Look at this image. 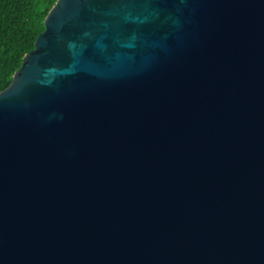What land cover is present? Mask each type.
Listing matches in <instances>:
<instances>
[{"label":"water","instance_id":"water-1","mask_svg":"<svg viewBox=\"0 0 264 264\" xmlns=\"http://www.w3.org/2000/svg\"><path fill=\"white\" fill-rule=\"evenodd\" d=\"M0 264H264V0H58L0 93Z\"/></svg>","mask_w":264,"mask_h":264},{"label":"trees","instance_id":"trees-1","mask_svg":"<svg viewBox=\"0 0 264 264\" xmlns=\"http://www.w3.org/2000/svg\"><path fill=\"white\" fill-rule=\"evenodd\" d=\"M58 0H0V93L12 83L24 57L35 48Z\"/></svg>","mask_w":264,"mask_h":264},{"label":"snow or ice","instance_id":"snow-or-ice-1","mask_svg":"<svg viewBox=\"0 0 264 264\" xmlns=\"http://www.w3.org/2000/svg\"><path fill=\"white\" fill-rule=\"evenodd\" d=\"M125 3H138V2H146V0H122Z\"/></svg>","mask_w":264,"mask_h":264}]
</instances>
